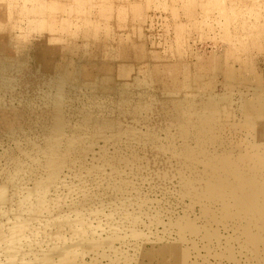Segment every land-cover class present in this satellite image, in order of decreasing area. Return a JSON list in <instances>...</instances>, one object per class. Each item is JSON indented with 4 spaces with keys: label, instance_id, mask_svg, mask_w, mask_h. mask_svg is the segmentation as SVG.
<instances>
[{
    "label": "rangeland",
    "instance_id": "374dc122",
    "mask_svg": "<svg viewBox=\"0 0 264 264\" xmlns=\"http://www.w3.org/2000/svg\"><path fill=\"white\" fill-rule=\"evenodd\" d=\"M134 47L139 57L132 52L131 57L121 58L122 50L132 51ZM0 50L8 57L4 66L5 73L14 80L10 90L0 94L3 96L0 99V115L5 109L15 108L14 111L26 130L38 128V116L45 107L44 97L48 87L61 72L64 74L67 71L64 74L69 88L66 101L69 104L67 108L72 112L69 116L72 118V125H76L81 109L92 99L104 101L103 95L95 92L97 88L128 89L139 94L143 107L142 119H125L122 125L126 128L129 123L134 122L142 134L145 132L151 135L154 132L152 135L156 134L158 141L165 143L171 134L177 135L179 126L162 117V106L167 108L171 105L170 101L160 102V98L167 97L170 92L179 91L175 96H180L189 94L190 90L196 94L206 91V94L211 93L216 98L231 94L234 109H238L241 100L256 96L252 69L259 72L264 70V0H0ZM41 52H44L45 57L42 64H37ZM217 58H223L236 72L238 79L235 78L232 85L228 84L230 78L226 74V66L212 71ZM149 63H161L166 75H177V87H167L156 80L153 83L150 81L146 86L138 84L137 76L139 75L140 80L144 79L143 73L146 70L148 72L151 66ZM166 63L172 64V67L166 66ZM76 64L79 65V70H75ZM123 65L131 66L127 68L130 69V75L122 77ZM85 70L89 74H85ZM200 71L207 75H198ZM184 73L193 76L190 89L183 87ZM261 85L264 88V79ZM240 117L238 110L236 123ZM17 121L18 116L14 118V122ZM15 124L19 128V123ZM231 131L235 134L238 132L227 126L222 130V139L229 142ZM38 134L36 138L41 139L42 136ZM122 137L119 143L105 139L93 141V149L82 165L86 167L83 173L77 176L64 170L60 181L63 186H57L58 193L53 189L51 196L56 199L59 195L58 198L61 199L57 200L63 201V205L66 202L67 206L77 202L85 192L93 193L92 195L101 199L112 195L118 199L140 198L146 201L143 204L133 202L128 207L130 212L139 213L136 229L144 236L137 241L129 236L124 242L118 239L119 243L116 241L115 248L109 255L113 258L118 256L119 260L113 261L118 264L125 261L124 256L131 259V264H158V258L150 263V258L141 254L142 247L145 253L149 250L157 253L163 246L177 244V231L169 228L171 219L189 217L198 226L207 224L201 212V202L193 200V205L192 198L184 196L181 175L182 172L190 176L193 175L192 172L206 175L210 169L202 161L191 162V168L198 173L187 169V162L173 155V152L170 154L162 151L163 148L155 145L151 139L134 141V148H127L126 136ZM176 142L183 143L182 137H178ZM216 147L219 149V143L210 148L211 153H214ZM15 148L14 139L0 133V174L7 168V153ZM105 156L109 163L104 159ZM96 166L103 167V170L93 169ZM87 168L90 172H87ZM27 180L23 192L34 185L32 179ZM109 180L112 182H108ZM114 183L123 184L126 190L111 185ZM197 185L203 186L204 183L198 182ZM112 189H115V193ZM67 206L64 205V209L69 207ZM90 207L95 209L85 211L87 215L85 214L84 220L90 224L88 228L89 231L93 229L90 233H95L94 236L105 238L116 224L119 226L115 227L116 231L119 230L122 234L128 233L126 230L131 228V221L122 219V226L119 214L110 213L109 207L104 210L93 205ZM96 208L99 210L96 211ZM212 208L216 209V206ZM3 210L4 208L0 210V226L5 230L6 226H12L13 219H6L3 214L5 211L1 213ZM70 214L68 215L72 219L76 218L75 214ZM38 215L43 219L41 225L48 223L47 211ZM157 215L159 220H155ZM86 218H89V222ZM124 223L128 225L126 228ZM34 224L41 226L38 222ZM212 225L213 228L219 226L222 243L218 245L217 237L208 243L203 241L202 235L187 234L183 246L188 250L189 256L182 264L219 263L216 253L224 252L226 237L236 234L230 224L228 229L215 222ZM52 226L48 225L49 228L45 231L42 228L38 235L29 233L32 236L28 237V234V238L25 236L23 239L30 238L33 241L40 237L45 241L42 240L43 244L38 248L48 249L51 245L49 231L56 230L55 225L51 229ZM70 236L66 234L67 238ZM232 243L238 252L239 242L234 240ZM3 244L0 241L1 248ZM1 251L3 256L0 259L6 262L4 250H0V253ZM94 257L89 254L85 256V260L91 261ZM238 257L245 260L244 256L238 254ZM109 262L105 258L101 263ZM222 264L230 262L226 259Z\"/></svg>",
    "mask_w": 264,
    "mask_h": 264
},
{
    "label": "bare ground",
    "instance_id": "6f19581e",
    "mask_svg": "<svg viewBox=\"0 0 264 264\" xmlns=\"http://www.w3.org/2000/svg\"><path fill=\"white\" fill-rule=\"evenodd\" d=\"M252 40L254 41V39ZM124 51L125 49L121 53L122 59L131 57L132 52L139 57L135 47L132 51L129 49ZM44 57V52H41L37 64H42ZM7 59V54L0 50V94L10 90L14 82L5 73L4 66ZM165 65L172 67V64L169 63ZM228 65L225 60L223 61V58H217L214 67L212 66V71L215 68L226 66V74L230 78L228 84L232 85V82L238 77ZM76 66L75 70H79V65L76 64ZM128 66H122L121 71L124 72L122 77L131 74L130 69H127ZM149 66L148 72L146 70L143 73L138 70L145 76L142 80L138 78L139 75L137 76L138 84L146 86L150 84V81L153 83L156 80L164 86L177 87L179 84L177 75H166L161 63H153V65L149 63ZM187 66L189 65L187 64ZM245 66L247 65L245 64ZM129 67L131 68V66ZM247 68L249 69V66ZM252 71H254L253 83L256 96L241 100L238 109L233 108L231 94L216 98L211 93L206 94V91H199L196 94L190 90L187 95L175 96L179 91H172L167 97L160 98V102L170 101L169 105H171L167 108L162 106V117L179 125L177 135L171 134L165 143L159 142L156 134L152 135L154 132L151 135L144 132V136L134 122L129 123L126 128L122 125L125 119L134 118L135 121L142 119L143 107L139 94L128 89L97 88L95 92L99 95L102 94L104 101H98V98L92 99L81 109L76 125H72V118L69 117L72 112L67 108L69 104L67 105L66 101L69 88L64 74L67 71L64 74L61 72L48 87L49 90L44 97L45 107L38 116L39 126L37 129L26 130L19 121L16 109L14 108V111L8 107L9 110H3L5 105H2L0 133L9 135L16 143V148L7 153V168L0 174V207L4 208L1 213L5 211L3 214L6 219L10 217L14 221H12L11 227L5 224V230L0 226L2 227V230L0 228V241L4 242V246L3 248L1 246L0 250H4L6 262L2 259L5 264H102L101 262L105 258L110 261L109 264H118L113 262L119 260L118 256L113 258L109 255L114 250L116 241L118 242L119 239L124 242L128 236L137 241L144 236L136 229V224L139 222L137 214L139 213L129 211V206L133 202L137 204L146 202L139 197V200H132L106 195L104 199H101L92 195L93 193L85 192L77 202L72 200L73 203L68 205L69 207L65 202L64 205L68 208L64 209L63 201L57 200L61 199L58 198L59 195L56 199L51 196V191L58 189L57 186L62 183L60 181L64 170L71 171L77 176L83 173V169L86 167L82 165L86 156L93 149V141L105 139L119 143L123 135L127 139L125 140L127 148H134L132 145L134 141H141L144 138L151 139L150 141H153L155 145L163 148L162 151L170 152V154L173 152V155L181 157L183 162H187V167L185 166L187 169L198 173L191 168V162L199 161L205 162L210 169L206 175L192 172L193 175L190 176V174L185 175V172H182L183 174L180 172L184 196L188 195L192 198V200L190 199L191 204H193V200L201 202V212L207 224L198 226L189 217L171 219L169 228L177 231V244L163 246L157 253H153L151 250L145 253L142 247L141 254L149 257L150 263L155 258L159 259L158 264L185 263L189 256L188 250L183 246L187 234L202 235L203 241L208 243L213 242V238L217 237L218 245H220L223 237L219 226L213 228L212 222H215L217 225L222 224L226 229L230 224V228L236 234V236L230 234L226 237L225 251L216 253V258H219L217 264H222L226 259L230 264H264V88L261 85L264 79V70L259 72L253 68ZM84 73L89 74L87 70ZM137 73L134 74L137 75ZM142 73L140 74L142 75ZM187 73H184L185 80H183L185 88H189L193 83L192 74L187 76L185 75ZM202 74L207 75L201 71L198 73V75ZM1 97L3 96H0V99ZM238 110L241 117L236 123ZM16 116H18V121L14 122ZM15 123H19V128H16ZM227 126L239 132L235 134L231 131L229 142L222 139V130H225ZM37 133L42 136L41 139L36 138ZM178 137H182L183 143L176 144ZM178 141L180 142V140ZM216 143H219V149L216 147L214 153H211L210 148ZM104 159L108 161L107 157ZM118 159L123 160L122 157H118ZM96 167L92 168L103 170V167ZM86 170L90 172V169ZM27 179H32L34 185L30 189L26 188L27 191L23 192ZM108 182H112V180ZM198 182H203L204 185L198 186ZM111 185L120 190H126V186L123 184L116 185L114 183ZM112 190L115 193V189ZM91 205L103 210L105 207H109L110 213L119 214L121 225L124 222L122 219L131 221V228H127L130 231L125 229L128 226V221H125L127 224L124 223L126 224L124 229L128 231L126 234L118 232L119 230L116 231L115 227H119L116 224L105 238L94 236L95 233H90L93 229L91 228L89 231L90 224L84 220L85 211L95 209L90 207ZM139 206L141 208V205ZM215 206L216 209H213L212 207ZM99 208H96V211ZM139 210L141 211V209ZM45 211H47L46 221L48 223L41 225L43 219L38 214L41 215ZM66 212L75 214L76 218L72 219L71 214H67V216ZM156 218L159 220L158 215L155 220ZM88 219L86 218V220ZM1 221L0 223H2ZM36 222L41 225V228L34 224ZM48 225H55L56 228L55 231H49L51 243L48 241L49 239L46 241L51 245L48 249L38 248L41 243L43 244V239L41 240L40 237L37 239L34 235L36 241H34V237H32L33 241H30V238L27 239L32 236L29 233L38 235L39 230L42 228H45L43 231L47 230ZM53 226L50 228L52 229ZM94 230L97 232L96 229ZM66 234L71 235L70 238H67ZM25 236L26 240L23 239ZM27 240L29 242H25ZM234 240L239 242L238 252L232 243ZM237 253L244 256L245 260H241ZM0 254L3 256V252ZM89 254L95 257L91 261H86L85 256ZM124 260L122 264H131V259L128 256H124ZM0 261L2 262L1 259ZM4 262L2 263L4 264Z\"/></svg>",
    "mask_w": 264,
    "mask_h": 264
}]
</instances>
